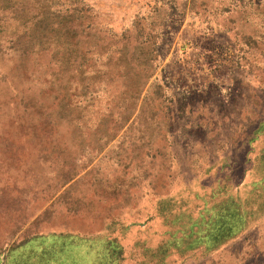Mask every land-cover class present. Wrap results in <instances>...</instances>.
<instances>
[{
    "label": "rangeland",
    "instance_id": "374dc122",
    "mask_svg": "<svg viewBox=\"0 0 264 264\" xmlns=\"http://www.w3.org/2000/svg\"><path fill=\"white\" fill-rule=\"evenodd\" d=\"M0 264H264V0H0Z\"/></svg>",
    "mask_w": 264,
    "mask_h": 264
},
{
    "label": "crops",
    "instance_id": "0c3cea01",
    "mask_svg": "<svg viewBox=\"0 0 264 264\" xmlns=\"http://www.w3.org/2000/svg\"><path fill=\"white\" fill-rule=\"evenodd\" d=\"M46 95L48 96L50 105H52L54 108V110L52 111L50 110V108L48 109V116L50 117V119L52 118L51 122L48 124L50 133L52 135L50 138H53V137L58 138L60 136L73 137L77 133L74 130V125L76 123V120L60 117V113H58L57 107H58V100H59L58 96L61 95V92L58 89V87H56L55 83L52 85L49 84L48 86H43V87L39 86L36 92L32 94L31 103L33 105L34 111L39 112L38 116L42 115L43 111L45 110L44 99ZM36 122L40 123L41 119L36 120ZM40 125L44 126V124H40ZM5 170H8V169L1 168V171H5Z\"/></svg>",
    "mask_w": 264,
    "mask_h": 264
}]
</instances>
